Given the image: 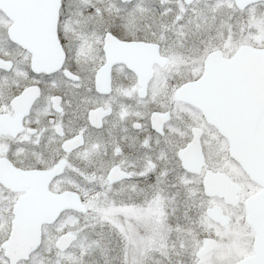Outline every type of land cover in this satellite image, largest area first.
<instances>
[{
    "label": "snow or ice",
    "instance_id": "snow-or-ice-1",
    "mask_svg": "<svg viewBox=\"0 0 264 264\" xmlns=\"http://www.w3.org/2000/svg\"><path fill=\"white\" fill-rule=\"evenodd\" d=\"M8 7L55 12L54 29L49 17L39 31L57 59L38 62L39 42L30 38V28L23 34L0 28V167L44 171L67 165L80 210L64 213L37 234L28 208L31 185L10 190L0 183V264H264V223L248 248L253 252L251 244L259 245V260L234 252L205 258L211 244L231 248L235 238L225 240L205 226L206 186L190 180L184 153L200 129L187 117L179 135L173 127L182 115L184 90L198 79L192 71L226 41L245 43L255 32L254 21L264 26V0H204L203 5L201 0H13ZM113 44L158 47L168 56L171 64L157 74L158 86L146 93L142 70L129 72L128 82L112 72L102 94L100 80L112 64ZM137 92L144 99L133 105ZM31 94L36 98L30 112L55 101L58 119L32 128L31 115L16 112L17 103ZM113 98L117 102L97 124L90 116ZM64 113L70 121L75 117L69 133L60 127ZM156 113L160 121L153 119ZM9 118L19 124L15 133L3 127ZM113 120L125 135L105 127ZM260 124L258 163L264 166V109ZM52 128L55 155L47 156L41 146L39 164L33 145H42V134ZM25 148L28 153L20 155ZM257 199L264 201V190ZM244 211L241 204V215ZM69 222L74 227H64Z\"/></svg>",
    "mask_w": 264,
    "mask_h": 264
},
{
    "label": "flooded vegetation",
    "instance_id": "flooded-vegetation-1",
    "mask_svg": "<svg viewBox=\"0 0 264 264\" xmlns=\"http://www.w3.org/2000/svg\"><path fill=\"white\" fill-rule=\"evenodd\" d=\"M12 3L13 0H4V4L0 7V28H8L10 31L14 30L22 34L25 32L26 27L30 28V38L39 42V51L37 54L38 62L42 65L54 63L57 59V50L46 43L45 38L39 31L41 25L49 17L51 18V24L54 29L52 13L32 12V17L29 19L30 26H25L21 25L25 12L19 13L17 23L15 19L12 18L11 10L7 12L6 9H10L8 5ZM201 4H204V0H201ZM15 15L16 12H14V16ZM14 25L15 28L13 29ZM252 26L258 28H254L255 32L247 34L245 37V43L237 45L234 41H226L224 46L213 53L215 55V60L218 61L222 58L230 59L245 46H252L255 48L264 47V39L261 38L262 34H264V29L262 30L261 23L259 21H254ZM51 39H55L54 31ZM110 55L112 57V64L109 66L108 72L105 73L100 80V87L103 90L102 94L104 95L107 94V90L111 86L112 72H115L116 76L122 81L128 82L131 79L128 75L129 72L142 70L144 72L142 88L147 93L158 86L156 80L157 74L171 64L169 57L158 47L148 46L126 48L119 44H113L110 50ZM208 57L203 61L202 66H199L192 71L193 77H198V79L193 80V82L199 80L204 74ZM136 97V99L130 101L133 105L140 104L144 99V97L139 96L138 92L136 93ZM35 98V94H31L24 101L18 102L16 105V112L23 113L25 118H27L29 114L31 115L32 128H36L38 124L41 127H45L47 121L58 119L55 101L46 104L44 108L30 112ZM115 102H117V98H113L103 111H97L94 115H91L90 118L99 124L109 115L111 103ZM0 107L3 106L0 105ZM179 112L182 113V115H180L178 121L173 124V127L177 129V135L184 131L185 117L191 119L200 129V136L197 138V142H199L201 152L203 153V161L198 162L197 142L184 153V159L192 168H187L191 173V182L204 183L205 178L208 177V181L220 185V191H225L228 197L227 200L225 197H221L218 194L215 196L208 195V203L212 202V204H210L205 210L206 217L207 210L210 207L215 205L221 207V205H223V207H225H221L223 214L228 217L227 226L237 221L239 230L243 232L245 224H247L253 232L252 241H254V233L256 231L253 230L247 221L248 203L252 198L257 197L260 191L264 190V179L261 178L259 181L252 180L246 173L245 168L231 159L228 152L227 141L219 134L214 126L207 122L203 113L194 105L181 100V108ZM153 119L160 121V114H154ZM74 121L75 117L70 121L69 114L64 113L63 119L60 122L61 131L65 133L71 132L74 127ZM164 123H166V121H164ZM26 126L27 120L25 121V127ZM3 127L12 133H15L19 128V124L15 118H9L4 122ZM105 127L111 129L114 135H125V133L121 131L122 125L114 120L105 125ZM51 131H55V128L42 134V145H33V150L36 152V159L39 164L44 163L43 156L40 155L41 146L47 156L52 157L55 155L58 141L56 137L50 135ZM60 134V132H57L56 136H59ZM80 135L83 136V132H81ZM105 138H107V132H105ZM20 142L27 143V141L22 138L20 139ZM83 142V140L77 141L72 146V149L75 150L80 147ZM27 153L28 149L25 148L20 155L24 156ZM104 159H107V157ZM74 160L77 164L83 166L79 158H74ZM25 163H27V161H25ZM96 166H99V162H97ZM0 183L5 187H8L10 190H15L24 185H31L28 208L30 216L35 220L37 234L48 231L49 227L64 213L71 214L80 210V201L71 191L77 187V182L71 175V171L68 169L67 165L55 170L48 169L37 171L36 168L16 169L15 165L9 164L7 167H0ZM230 198L232 199L231 202H229L231 200ZM258 201L260 205L264 206V201H260L259 199ZM213 202H215V204H213ZM241 204H243L245 208L242 215L239 212ZM262 212L263 210H259L257 214V219L260 220V222H262ZM208 220L210 223L215 224L211 219L208 218ZM64 227L72 228L74 225L69 222L66 223ZM251 247L253 248V243ZM252 253L253 252H251V254ZM249 255L242 257L245 258Z\"/></svg>",
    "mask_w": 264,
    "mask_h": 264
},
{
    "label": "water",
    "instance_id": "water-1",
    "mask_svg": "<svg viewBox=\"0 0 264 264\" xmlns=\"http://www.w3.org/2000/svg\"><path fill=\"white\" fill-rule=\"evenodd\" d=\"M6 10L8 12L11 10L12 18L17 23L20 12L11 8ZM50 13L55 26V12ZM31 14V11L25 12L21 25L30 26ZM200 81L204 83L201 84ZM181 100L201 110L207 121L227 139L230 156L245 168L252 180L264 179V166L258 163L262 149L260 113L264 109V48L246 46L231 59L222 58L218 61L215 60L214 54L210 55L206 61L204 74L192 83L191 88L184 90ZM197 145L198 162H202L203 153L199 142ZM184 161L186 167L192 169L185 159ZM208 179L206 177L204 181L207 194L210 196L220 194L228 200L225 191L220 193V185L209 182ZM231 201L232 199L229 202ZM259 210H263L262 222L257 219ZM207 214L222 226L228 223V218L217 206L208 209ZM247 221L256 232L264 223V206L260 205L257 197L248 203ZM253 246L254 254L246 259L259 260V245L254 243ZM216 247V243L211 244L206 249V254Z\"/></svg>",
    "mask_w": 264,
    "mask_h": 264
},
{
    "label": "rangeland",
    "instance_id": "rangeland-1",
    "mask_svg": "<svg viewBox=\"0 0 264 264\" xmlns=\"http://www.w3.org/2000/svg\"><path fill=\"white\" fill-rule=\"evenodd\" d=\"M252 27L258 28L255 26ZM263 29L264 26H262V30ZM261 38L264 39V34H262ZM210 204H212V202L208 203V206H210ZM213 204H215V202H213ZM221 207H223V205H221ZM233 225H235V227H233ZM205 226L210 228L214 233H219L222 236V238L225 240H227L230 236L235 238L233 240V244L231 248H223L220 245H218L216 250H214L212 253L207 255L205 258L210 259L214 255H226V254H232L233 252L237 256H241V257L251 254V252L248 251V248L250 246V241H252L253 239V232L247 224H245L244 230L243 232H241L238 228L237 221H235L234 223H232L227 227H221L217 224L210 223L205 215Z\"/></svg>",
    "mask_w": 264,
    "mask_h": 264
}]
</instances>
